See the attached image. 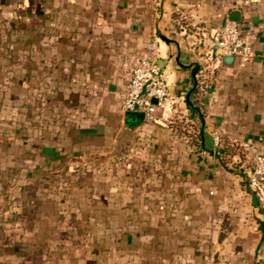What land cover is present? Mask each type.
I'll return each mask as SVG.
<instances>
[{"label":"crops","instance_id":"obj_1","mask_svg":"<svg viewBox=\"0 0 264 264\" xmlns=\"http://www.w3.org/2000/svg\"><path fill=\"white\" fill-rule=\"evenodd\" d=\"M0 7L32 47L0 68V264H264L247 179L264 154V0ZM233 11L255 36L244 66L194 50ZM153 43L170 97L148 120L123 103Z\"/></svg>","mask_w":264,"mask_h":264},{"label":"built area","instance_id":"obj_2","mask_svg":"<svg viewBox=\"0 0 264 264\" xmlns=\"http://www.w3.org/2000/svg\"><path fill=\"white\" fill-rule=\"evenodd\" d=\"M254 39L252 31L244 30L239 22L228 18L208 39H202L194 50L197 52L202 48L220 62L226 56H232L239 65L244 66L253 57ZM156 52L157 47L153 43L151 52L141 56L132 68L123 103L125 111L144 112L148 120H156L158 107L164 106L170 97V75L159 66ZM247 179L264 211V154H255Z\"/></svg>","mask_w":264,"mask_h":264},{"label":"rangeland","instance_id":"obj_3","mask_svg":"<svg viewBox=\"0 0 264 264\" xmlns=\"http://www.w3.org/2000/svg\"><path fill=\"white\" fill-rule=\"evenodd\" d=\"M19 41V35L14 32L12 27L11 15L8 11H6L5 15L0 7V68L7 64V68L11 66V68L14 67L17 70L19 55L22 53L29 55L32 47L24 49ZM14 175L13 173L10 174L12 182H14ZM1 183L3 182L0 181Z\"/></svg>","mask_w":264,"mask_h":264},{"label":"water","instance_id":"obj_4","mask_svg":"<svg viewBox=\"0 0 264 264\" xmlns=\"http://www.w3.org/2000/svg\"><path fill=\"white\" fill-rule=\"evenodd\" d=\"M230 19L232 21H235V22H240L241 21V13H240V11H233L232 14H231ZM160 37L163 40L166 41V37L163 34H160ZM233 60H234V58L232 56H226L224 58V61H226V62H231ZM199 69H200V66L197 64L196 67L192 71L194 78H196V74L198 73ZM190 95H191V92L187 95V99L188 100H190ZM126 133L127 132L124 131L121 136L123 137V136L127 135Z\"/></svg>","mask_w":264,"mask_h":264}]
</instances>
